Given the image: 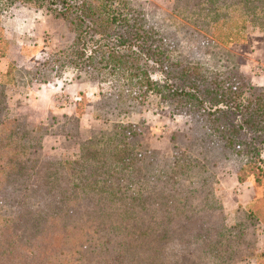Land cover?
<instances>
[{
	"label": "trees",
	"instance_id": "trees-1",
	"mask_svg": "<svg viewBox=\"0 0 264 264\" xmlns=\"http://www.w3.org/2000/svg\"><path fill=\"white\" fill-rule=\"evenodd\" d=\"M177 1L191 37L206 44L240 41L251 27L264 30V0ZM0 3H36L66 22L75 40L57 54L63 65H52L99 72L107 90L101 89L96 118L115 124L94 141H80L85 101L59 133L9 119L5 79L12 71L0 76V264L246 261L247 231L264 226V88L239 66L210 73L202 62L184 60L134 0ZM10 49L0 28V59ZM47 73L38 70L34 78L45 83ZM163 106L185 118L184 130L169 136V157L148 146V117ZM49 135L78 143L80 157L46 154ZM233 158L244 164L240 181L248 171L263 194L262 208L239 213L231 225L217 170Z\"/></svg>",
	"mask_w": 264,
	"mask_h": 264
},
{
	"label": "rangeland",
	"instance_id": "rangeland-1",
	"mask_svg": "<svg viewBox=\"0 0 264 264\" xmlns=\"http://www.w3.org/2000/svg\"><path fill=\"white\" fill-rule=\"evenodd\" d=\"M134 3L146 13L149 20L161 26L167 43L184 60L200 61L210 73L239 66L254 86L264 88V52L258 48L264 44V30L251 27L240 41L209 45L191 37L188 31L192 26L183 19L187 12L180 1L134 0ZM0 28L11 43L7 57L0 59V76L5 77L12 71L5 79L9 83L6 90L10 108L7 118L26 120L41 127L48 126L53 132L59 133L60 126L75 114L77 105L85 101V114L80 119L78 130L80 141H94L103 130L113 131V122L103 123L96 118L95 106L102 101L101 89L107 90L106 85L99 83V78L102 79L100 73L84 68L76 70L70 65L56 70L52 65H63L65 58L57 62V54L68 50L75 40L74 33L62 18H56L36 3L10 6L0 3ZM51 58L54 62H50L48 67L41 66ZM244 65H249V72H252L250 76L244 73ZM38 70H48L44 76L45 83L34 78ZM136 98L140 103L146 97L138 94ZM70 105L74 109L72 115L60 113V110ZM148 123L151 133L148 146L161 156L169 157L172 154L169 136L175 131L184 130L185 118L173 116L170 108L163 106L149 115ZM44 152L54 158L64 156L78 159L82 151L78 143H64L59 136L49 135L44 142ZM242 168L244 164L233 158L223 162L217 170L220 203L231 225L241 216L239 213L262 208L260 200L263 188L256 185L255 177L248 171L244 172L246 178L241 182L239 172ZM247 233L248 258L239 264H264V226L251 228Z\"/></svg>",
	"mask_w": 264,
	"mask_h": 264
},
{
	"label": "crops",
	"instance_id": "crops-1",
	"mask_svg": "<svg viewBox=\"0 0 264 264\" xmlns=\"http://www.w3.org/2000/svg\"><path fill=\"white\" fill-rule=\"evenodd\" d=\"M258 48H260V50L261 51H263L264 52V44H262L261 46H259ZM246 70H245V69ZM243 71H244V73H246V75H248V76H250L251 75V73L252 72H249V65H244V67H243ZM246 71V72H245ZM56 90H59V88H57ZM71 107H68V108H66V109H62V110H60V113H66L67 115H72V113H73V108H72V105H70Z\"/></svg>",
	"mask_w": 264,
	"mask_h": 264
}]
</instances>
